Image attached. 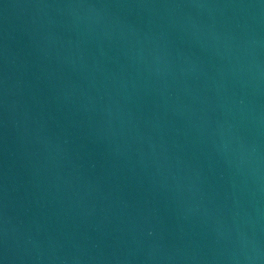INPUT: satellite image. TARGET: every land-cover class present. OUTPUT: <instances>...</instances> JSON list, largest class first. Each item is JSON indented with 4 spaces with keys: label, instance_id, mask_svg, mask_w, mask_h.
<instances>
[{
    "label": "water",
    "instance_id": "1",
    "mask_svg": "<svg viewBox=\"0 0 264 264\" xmlns=\"http://www.w3.org/2000/svg\"><path fill=\"white\" fill-rule=\"evenodd\" d=\"M0 264H264V0H0Z\"/></svg>",
    "mask_w": 264,
    "mask_h": 264
}]
</instances>
